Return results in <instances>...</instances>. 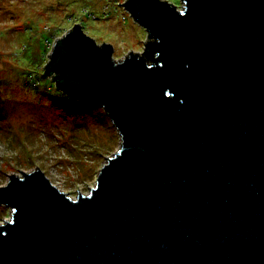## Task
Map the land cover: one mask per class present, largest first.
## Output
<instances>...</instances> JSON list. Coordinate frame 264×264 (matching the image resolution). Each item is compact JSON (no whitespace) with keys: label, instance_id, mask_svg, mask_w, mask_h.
<instances>
[{"label":"water","instance_id":"95a60500","mask_svg":"<svg viewBox=\"0 0 264 264\" xmlns=\"http://www.w3.org/2000/svg\"><path fill=\"white\" fill-rule=\"evenodd\" d=\"M182 1L119 2L148 34L122 59L79 23L56 38L40 75L121 146L75 199L11 174L0 264H264V0Z\"/></svg>","mask_w":264,"mask_h":264},{"label":"rangeland","instance_id":"374dc122","mask_svg":"<svg viewBox=\"0 0 264 264\" xmlns=\"http://www.w3.org/2000/svg\"><path fill=\"white\" fill-rule=\"evenodd\" d=\"M119 2L0 0V186L38 166L75 199L78 188L90 193L106 157L119 150L121 135L102 106L74 100L52 75H40L54 41L74 23L98 44H112L117 60L141 52L147 31ZM11 212L0 204V223Z\"/></svg>","mask_w":264,"mask_h":264},{"label":"trees","instance_id":"16d2710c","mask_svg":"<svg viewBox=\"0 0 264 264\" xmlns=\"http://www.w3.org/2000/svg\"><path fill=\"white\" fill-rule=\"evenodd\" d=\"M149 38H150V37H149ZM51 74H55V76H54V75H53V76H54V78H56V76H57L56 73H51ZM51 74H47V75H51ZM47 75H46V76H47ZM56 87H57V86H56ZM59 90H60V89H59ZM83 103H84V102H83Z\"/></svg>","mask_w":264,"mask_h":264},{"label":"built area","instance_id":"2783aa9c","mask_svg":"<svg viewBox=\"0 0 264 264\" xmlns=\"http://www.w3.org/2000/svg\"><path fill=\"white\" fill-rule=\"evenodd\" d=\"M126 19V18H125Z\"/></svg>","mask_w":264,"mask_h":264}]
</instances>
